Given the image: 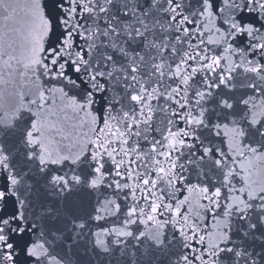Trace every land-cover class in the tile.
I'll return each instance as SVG.
<instances>
[{"label": "snow or ice", "instance_id": "snow-or-ice-1", "mask_svg": "<svg viewBox=\"0 0 264 264\" xmlns=\"http://www.w3.org/2000/svg\"><path fill=\"white\" fill-rule=\"evenodd\" d=\"M0 264H264V0H0Z\"/></svg>", "mask_w": 264, "mask_h": 264}]
</instances>
